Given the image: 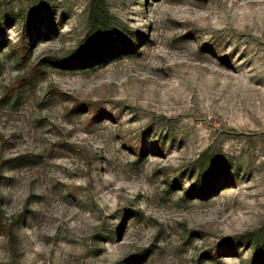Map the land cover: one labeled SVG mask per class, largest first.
I'll use <instances>...</instances> for the list:
<instances>
[{"label":"rangeland","instance_id":"rangeland-1","mask_svg":"<svg viewBox=\"0 0 264 264\" xmlns=\"http://www.w3.org/2000/svg\"><path fill=\"white\" fill-rule=\"evenodd\" d=\"M92 1L0 0V264H264V0H96L80 66Z\"/></svg>","mask_w":264,"mask_h":264},{"label":"trees","instance_id":"trees-1","mask_svg":"<svg viewBox=\"0 0 264 264\" xmlns=\"http://www.w3.org/2000/svg\"><path fill=\"white\" fill-rule=\"evenodd\" d=\"M98 7H99L98 2L96 0H93L92 4H91L90 28H89L88 37L86 39V42H87L86 43L87 44L86 51L87 52H85V55L80 58V60H79V64H81L80 66H86V65H88L90 63L97 62V61H95V59L99 60V59L103 58V55H107V54H109L111 52V51L104 52V54H102V53H94L93 51L89 52V49L93 48V46H94V44H93L94 43V37L97 36V34H98V32H97L99 30L98 27L100 25L101 26H105L104 25L105 13L104 14L103 13L100 14V12L98 10ZM103 15H104V17H103ZM95 42H97V41H95ZM87 55H90V56L87 57ZM92 112L96 113L95 111H93V109H92ZM96 115H97V113H96ZM3 230H4V226L0 225V232H4ZM259 246H260V243H258V244L256 243L257 252H259V250H260Z\"/></svg>","mask_w":264,"mask_h":264}]
</instances>
